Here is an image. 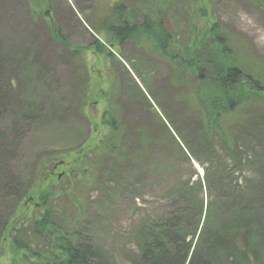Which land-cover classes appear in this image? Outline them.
Listing matches in <instances>:
<instances>
[{
	"label": "trees",
	"instance_id": "1",
	"mask_svg": "<svg viewBox=\"0 0 264 264\" xmlns=\"http://www.w3.org/2000/svg\"><path fill=\"white\" fill-rule=\"evenodd\" d=\"M214 4L215 0H189L203 21L194 22L188 33L166 24L161 9L169 8V0H163L156 17L116 0L101 12L104 30L90 22L92 43L97 48L110 44L108 62L121 60L114 48L126 42L142 44L140 48L150 45L148 53L168 60L177 70L172 80L184 87L177 100L197 108L200 115L187 106L186 115L173 116L161 103L162 95L146 83L147 92L143 91L126 68L129 88L144 101L138 106L143 115L122 121L110 106L102 118L105 135L87 151L90 120L81 115L82 124L64 131L68 149L38 159L28 190L22 193L19 185L10 194L19 199L35 192L39 207L34 216L13 224V207L11 215L0 220L2 246L11 230L13 264H105L101 248L84 225L86 194L98 188L101 166L108 161L102 168L105 181L116 186L123 181L135 207L142 194L140 164L152 162L160 170L157 199L165 207L147 213L132 231L135 250L128 264H264V115H231L249 100L264 99V80L217 20ZM96 31L109 35L106 42ZM50 33L71 48L52 25ZM28 56L21 54L10 65L22 67ZM6 64L9 61L2 66ZM28 105L22 107L27 115L19 116L37 127L43 115H34V104ZM70 153L77 157L67 163ZM60 166L67 170L58 177ZM172 169L179 171L174 181ZM244 171L247 175L242 177Z\"/></svg>",
	"mask_w": 264,
	"mask_h": 264
},
{
	"label": "rangeland",
	"instance_id": "2",
	"mask_svg": "<svg viewBox=\"0 0 264 264\" xmlns=\"http://www.w3.org/2000/svg\"><path fill=\"white\" fill-rule=\"evenodd\" d=\"M46 1L44 6L41 0H0V220L17 208L11 220L13 224L22 217H33L39 198L31 191L19 199L10 194L18 191L19 185L22 193L28 190L33 169L43 154L68 149L64 131L74 123L82 124L81 115L87 122L90 120L86 151L105 135L102 118L110 106L122 121H134L143 115L138 106L143 107L144 101L133 93L131 86L129 88L126 68L143 91L147 92L146 83L156 94L162 95L161 103L173 116L186 115L189 107L177 100L184 87L172 80L176 68L159 55L148 53L150 45L140 48L142 44L126 42L116 46L114 51L119 56L122 54L121 60L108 62L110 44L97 48L92 43L94 26L90 22L104 30L101 12L106 4L110 6L116 0ZM117 1L137 12L140 9L152 11L154 17L159 16L155 12L162 8L163 2ZM162 10L166 24L170 27L174 24L182 33H188L194 22L203 21L201 14L189 7V0H169V8ZM214 14L237 41L242 57L251 60L250 67L262 74L264 80V0H215ZM51 25L71 44L70 49L52 36ZM96 32L106 42L105 37L109 35ZM75 50L79 55H74ZM21 54L30 57L22 67L11 66V61ZM28 103L34 104V115H43V123L37 127L29 126V122L19 116L27 115L22 107L28 108ZM190 109L193 115H200L197 108ZM231 115H264V99L249 100ZM76 157V153H70L65 160L70 163ZM197 166L203 175V169ZM102 168L98 188L89 189L86 194L88 216L84 227L95 246L101 248L105 264H128L135 250L132 231L147 213L161 212L165 207L157 199L161 191L160 170L152 162L140 164L142 194L135 207L127 195V185L123 187V181L119 186L106 182ZM66 170L65 166H60L56 175L61 177ZM170 175L174 181L179 176L178 169H172ZM246 175L244 171L242 177ZM11 200L14 204H10ZM10 233L8 230L2 246L0 228V264H13L16 257Z\"/></svg>",
	"mask_w": 264,
	"mask_h": 264
},
{
	"label": "flooded vegetation",
	"instance_id": "3",
	"mask_svg": "<svg viewBox=\"0 0 264 264\" xmlns=\"http://www.w3.org/2000/svg\"><path fill=\"white\" fill-rule=\"evenodd\" d=\"M41 3H43V4H44V6H46V5H47V1H46V0H41ZM48 14H49V12H48Z\"/></svg>",
	"mask_w": 264,
	"mask_h": 264
}]
</instances>
